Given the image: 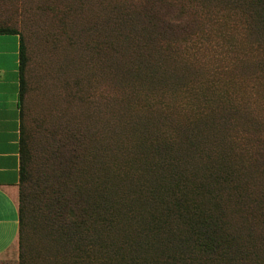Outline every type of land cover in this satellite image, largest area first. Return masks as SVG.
<instances>
[{"label": "trees", "instance_id": "trees-1", "mask_svg": "<svg viewBox=\"0 0 264 264\" xmlns=\"http://www.w3.org/2000/svg\"><path fill=\"white\" fill-rule=\"evenodd\" d=\"M4 33L18 264H264V0H0Z\"/></svg>", "mask_w": 264, "mask_h": 264}, {"label": "crops", "instance_id": "crops-1", "mask_svg": "<svg viewBox=\"0 0 264 264\" xmlns=\"http://www.w3.org/2000/svg\"><path fill=\"white\" fill-rule=\"evenodd\" d=\"M19 37L0 34V264L18 253Z\"/></svg>", "mask_w": 264, "mask_h": 264}, {"label": "rangeland", "instance_id": "rangeland-1", "mask_svg": "<svg viewBox=\"0 0 264 264\" xmlns=\"http://www.w3.org/2000/svg\"><path fill=\"white\" fill-rule=\"evenodd\" d=\"M8 2H9V1H8ZM11 3H12V2H11ZM3 5H4V4H3ZM12 16H13V14H12ZM91 67H92V65H89L88 68H87V71H88ZM54 86H55V85L50 86V89L52 90V89L54 88ZM32 97H33V102L38 100V97H37V95H36L35 92H33ZM32 97H31V99H32ZM35 105H39V103H36V102H35ZM99 106H100V105H99ZM77 109H78V107H77ZM84 117H85V115H84ZM82 139H84V138H82ZM36 145H37V144H36ZM36 147H37V146H36ZM36 147H35V148H36ZM14 256H16V257H14L13 259H10V262H12L13 264H18V253H17L16 255H14Z\"/></svg>", "mask_w": 264, "mask_h": 264}, {"label": "bare ground", "instance_id": "bare-ground-1", "mask_svg": "<svg viewBox=\"0 0 264 264\" xmlns=\"http://www.w3.org/2000/svg\"><path fill=\"white\" fill-rule=\"evenodd\" d=\"M142 64V63H141ZM130 65V64H129ZM122 67H123V65H122ZM136 67V66H135ZM127 69V68H126ZM133 71V70H132ZM136 71V70H135ZM136 73V72H135ZM161 73V72H160ZM121 74V73H120ZM150 74V73H149ZM140 75V74H139ZM157 75V74H156ZM154 77V76H153ZM142 78V77H141ZM140 78V79H141ZM152 79V78H151ZM150 81V80H149ZM118 83V82H117ZM115 113V112H114ZM130 116V115H129ZM112 120V119H111ZM121 121V120H120ZM133 122V121H132ZM139 123V122H138ZM215 135V134H214ZM198 163V162H197ZM128 204V203H127ZM139 223V222H138Z\"/></svg>", "mask_w": 264, "mask_h": 264}]
</instances>
